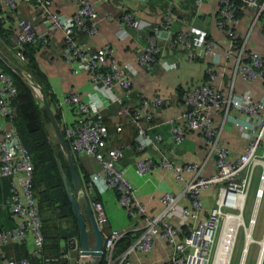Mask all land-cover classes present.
<instances>
[{
	"label": "built area",
	"instance_id": "1",
	"mask_svg": "<svg viewBox=\"0 0 264 264\" xmlns=\"http://www.w3.org/2000/svg\"><path fill=\"white\" fill-rule=\"evenodd\" d=\"M3 1L5 8L0 6V21L4 9L13 10L17 0ZM33 1L36 7L38 6V11L17 22V31L11 37V47L15 56L23 61L21 51L24 45L44 48L49 44L48 35L59 30L62 38L59 54L63 61L70 65V72L84 70L88 74L90 90L87 93L82 96L77 91L67 90L60 96L59 102L71 107L74 113L71 123H64L61 116L70 156L85 155L99 164L100 170L88 174L87 188L82 186V189L102 236L106 264H141L130 261L129 254L149 253L158 239L164 240L170 249L164 264H229L232 248L237 242L240 230L243 244L254 241L251 231L264 182V95L257 97L254 88L245 89L239 94L228 92L227 95H222L219 88L212 84L218 74L214 66L221 57L229 58L232 51L236 50L234 71L246 82L263 80L262 58L257 52L251 51L246 60L242 59L245 40L234 37L233 24L239 8L251 11L253 22L261 17L264 13V0H217L214 25L228 37L225 46H220L204 34L198 39L193 37V26L189 22H186L184 29L172 31L169 27L172 16H165L161 24L164 45L169 46V52L163 53L164 45H158L153 36H149L144 44L138 45L135 62L146 71H152L155 66L169 71L176 68L182 58L193 60L199 58L200 54L209 57L204 71L205 80L182 91L181 100L185 107L177 116L169 118L168 124L173 145H179L188 132L195 131L201 136L207 148V155L213 157L214 171L204 175L202 166L198 164L178 163L165 156H160L156 162L149 157L137 158L133 163L137 176H144L155 167L171 169L176 180L182 179L183 170L193 172L191 177L184 181L179 193L165 191L161 194L159 200L162 206L152 216L147 214L144 205L136 198L134 187L126 178L124 169L117 166L122 150L114 147L105 155L102 152L108 131L104 123L103 108L105 103H117L119 113L136 124L135 149L139 151L160 141L159 134L148 135L137 119L145 107L160 105L161 99L158 96L142 99L139 111L136 108L131 109L122 101V96L116 94L114 88L118 87L125 97L128 96L136 69L128 62L119 64L109 44L91 49L87 43L80 40L79 36L93 35L97 31V12L91 0H70L76 5V12L71 16L50 11V0ZM176 1L168 0V3L173 5ZM194 1L197 6L202 2ZM38 17L43 21L44 31H36L33 27L32 23ZM260 22L264 27V20ZM115 23L117 28L114 35L119 40L127 35L125 26L140 30L144 27V24L134 18L131 11L122 13ZM194 45L198 47L192 48ZM262 87L264 89V84ZM14 94L15 86L10 75L0 69V176H17V184H12L6 201L11 213L16 216L17 223L14 227L0 229V245L19 242L27 234H31L36 245L34 256H39L42 235L37 201L31 192L32 164L30 155L20 143L12 123L11 99ZM33 94L39 100L35 91ZM230 110L244 115V121L234 119ZM215 114H220L219 128L224 122L230 121L239 130L242 140L240 151L234 158L229 157L227 148L218 141L219 130L212 123ZM112 127L115 132L122 129L120 123H113ZM256 166L260 167V186L254 191L253 208L245 223L242 211ZM206 189L212 191V205L205 216L198 217L204 207L201 196ZM106 190H114L116 201L126 216L140 222L137 227L139 234L115 257H112L114 245L128 230H105L102 202L88 198L91 191L101 194ZM180 197L187 200V205L178 203ZM173 218L176 221H172ZM247 229L250 237L248 243L245 241ZM68 250L77 251L76 248ZM69 251L63 254L67 260L72 259ZM14 263L30 264L27 258L7 262Z\"/></svg>",
	"mask_w": 264,
	"mask_h": 264
},
{
	"label": "crops",
	"instance_id": "2",
	"mask_svg": "<svg viewBox=\"0 0 264 264\" xmlns=\"http://www.w3.org/2000/svg\"><path fill=\"white\" fill-rule=\"evenodd\" d=\"M91 1L94 3V8L97 12V31L93 35L79 36L80 40L87 43L91 49L109 44L113 56L119 64L128 62L136 69V74L132 78L128 96L125 97L118 87L114 88L116 94L122 96V101L131 109L136 108L137 110L140 108V101L142 99H148L152 96H158L161 99L160 105H149L145 107L137 119L140 126L146 130L148 135L159 134L160 141L139 151L135 149L136 124L130 118L119 113V105L116 103H105L103 108L104 121H109L112 124L120 123L122 129L120 132H115L111 127L108 129L107 142L102 152L105 155L110 148L114 147L122 150V156L118 160L117 166L124 169L126 178L134 187L136 198L144 205L147 214L152 216L162 206L159 200L161 194L165 191L172 194L179 193L184 181L188 180L193 172L183 170L181 172L182 179L176 180L171 169L155 167L144 176H137L133 170V163L137 158L149 157L156 162L160 156H165L169 160L178 163L198 164L202 166L201 171L204 175L214 171L213 157L207 155V148L201 136L195 131L188 132L179 145H173L168 124V119L177 116L185 107L181 100L182 91L190 89L205 80L204 71L205 66L209 62V57L206 54H200L199 58L193 60L182 58L177 67L169 71L163 70L161 66H155L152 71H146L135 62L136 49L138 45L144 44L149 36H153L158 45H164V33L161 29V24L164 22L165 16L173 17V20L169 23L172 31L184 29L186 22H189L193 26V32L191 34L197 39L204 34L220 46H225L228 43V37L217 30L214 25L217 0H202L199 6L196 5L194 0H177L173 2V5L168 3V0ZM0 6L5 8L3 0H0ZM37 9L38 6L36 7L33 0H17L13 10L8 11L4 9L2 21H0L2 27L0 30V52L10 60L13 58L18 62H22V60L15 56L14 50L11 47V37L17 31V22L20 19L32 16L34 13L36 14ZM48 9L55 13L71 16L76 12V5L70 0H50ZM125 11H131L134 18L144 24V27L140 30L135 27L125 26L127 35L122 40H119L114 35V30L117 28L115 20L120 18ZM240 12L239 15L237 14L235 16L233 24L234 37L245 40L241 53L243 60H246L247 54L251 51L257 52L262 58L263 80L256 79L253 82L244 81L241 75L234 71L237 52L233 50L229 58L221 57L218 64L214 66L218 74L212 84L219 88L222 95H227L228 92L239 94L245 89L254 88L257 91L256 96L259 97L260 95H264V89L262 87L264 84V27L260 22L264 13L253 22V13L251 11L243 9ZM32 24L36 31L45 30L43 21L39 17ZM48 36L49 44L46 47L35 48L29 54L43 75L46 90L57 101L60 120L62 116L64 123H71L74 119L73 110L71 107L59 102L60 96L67 90L77 91L82 96L87 93L90 90L88 74L84 70L76 73L70 72V65L64 62L59 54V49L62 45L59 30ZM194 47L198 46L194 45L192 48ZM195 49L197 50V48ZM163 51V53L169 52V46L165 44ZM21 53L23 55V61H26L28 51L24 55L23 48ZM230 114L234 119L241 122L244 121V115L239 112L230 110ZM219 115L215 114L212 117L213 125L219 130L218 141L227 148L229 157L234 158L240 151L239 148L242 140L239 130L230 121L224 122L222 127L219 128ZM78 160L81 167L79 170L81 172L89 174L100 170L99 164L91 157L80 155ZM259 171L260 167L256 166L250 183L253 191L247 219L253 208L254 191L260 186L258 179ZM16 182L17 176L15 175L0 176V229L14 227L17 223L16 216L11 213L9 207L6 205L11 186L12 184L16 185ZM98 195H100L104 207L106 219L104 227L106 230L111 228L137 230L140 222H136L134 219L126 216L116 201L114 190H106ZM212 195L210 189L202 192L201 197L204 207L198 217L206 215L212 205ZM78 201L80 205L83 204L81 196H79ZM178 203L185 206L187 205V200L180 197ZM246 208L247 198L242 215ZM255 209L256 220V216L260 217L261 213L264 212V182L262 184V193ZM171 220L176 221L174 218ZM64 225H67V222H64ZM262 228L260 236L257 235L254 237L253 241L258 243L259 246L255 264H258L259 259L261 260L260 243L264 236V223ZM58 243L61 247H67L65 239L59 238ZM242 245L240 261H242V257L244 258L245 255H248L244 244ZM35 250L36 245L33 236L27 234L19 242H8L0 245V264H7L8 260L16 262L20 258L32 257ZM69 254L72 257L69 260V264H79V255L73 250H70ZM169 254L170 249L168 244L164 240L158 239L155 241L149 253H132L129 254L128 259L141 264H164ZM88 263L90 264L91 261L89 260Z\"/></svg>",
	"mask_w": 264,
	"mask_h": 264
},
{
	"label": "trees",
	"instance_id": "3",
	"mask_svg": "<svg viewBox=\"0 0 264 264\" xmlns=\"http://www.w3.org/2000/svg\"><path fill=\"white\" fill-rule=\"evenodd\" d=\"M240 10L243 9L237 10L235 16H237V14L239 15ZM262 19L264 20V16ZM1 29L2 27L0 25V30ZM23 48L24 55H26L28 51V55H26L27 60L22 62H18L13 58L12 60L42 89L59 129L64 136V125L60 120L57 101L54 96L46 90L43 75L36 67L29 54L30 52L32 53L35 48L30 45H24ZM0 69L10 75L15 86V94L11 99L13 108L12 123L20 143L28 151L31 158V192L37 201L38 215L40 218L42 235L40 255L28 256L27 260L30 264H69V260L63 257V254L69 251L68 248L66 246L61 247L58 243V224L62 220L66 222L68 219L71 220L72 234L77 237V228L72 216V210L62 185L61 172H64L68 184L70 183V175L65 157L56 139L54 141L50 140L49 130H51V128L46 113L39 100L34 97L31 87L17 74L9 70L1 61ZM104 123L107 125L108 129L110 127L113 128L112 123L109 121H104ZM78 157L79 156H72L71 159L82 186L87 188L88 173L79 170L81 167ZM88 198L90 200L101 201L100 195L96 194L94 191L88 194ZM138 234L139 230L132 231L128 229L114 245L112 257L122 252ZM75 252L78 254L77 251ZM105 259L103 255L98 264H106ZM260 264H264V251Z\"/></svg>",
	"mask_w": 264,
	"mask_h": 264
},
{
	"label": "water",
	"instance_id": "4",
	"mask_svg": "<svg viewBox=\"0 0 264 264\" xmlns=\"http://www.w3.org/2000/svg\"><path fill=\"white\" fill-rule=\"evenodd\" d=\"M0 61L9 70H11L20 78H22L23 81L27 85H29L31 89L35 91V93L38 95L39 101L46 113L49 125L53 131L55 139L65 157V161L70 175V183L68 184L64 172H61L62 185L65 191L67 201L72 210V216L77 228V237L72 234V222L70 219L67 220V225H64V222H66L65 220L60 221V223L58 224V236L61 239H65L67 247L69 249H77L79 255V264H84L86 259H89L91 261L90 264H98L99 260L103 255L102 236L95 222L88 199L85 193L83 192L80 179L74 168L71 156L68 152L65 138L59 129V126L53 116V113L46 101L44 93L42 89L28 77V74L24 70L18 67L12 60H10L1 52ZM79 196H81L82 198V205H80L78 201ZM263 251L264 249H262V255ZM241 260L242 261H240V264H242L243 262V257L241 258Z\"/></svg>",
	"mask_w": 264,
	"mask_h": 264
},
{
	"label": "rangeland",
	"instance_id": "5",
	"mask_svg": "<svg viewBox=\"0 0 264 264\" xmlns=\"http://www.w3.org/2000/svg\"><path fill=\"white\" fill-rule=\"evenodd\" d=\"M49 137H50L51 141L55 140L54 135L52 133V130H49ZM252 191H253V188H252V186H250L249 191H248V195H247V208H246L244 214L242 215L243 216V220H244L245 223L247 221V216L249 214V206H250V201H251V198H252ZM103 209H104V207H103ZM232 211H235V210H232ZM263 223H264V212L261 213L260 217L256 216L255 224H254V227L252 229L253 232L251 233V236H252L253 240H254V237H256L257 235L260 236L261 229H263L262 228ZM104 229H105V227H104ZM263 240H264V236L261 239V243H262ZM242 244H243L242 243V235H241V230H240L239 234L237 235V242L234 243L233 248H232L229 264H239L240 257H241V249L243 247ZM258 249H259L258 243H255V242L251 241L249 243V245L247 246V249H246L248 255L244 256L242 264H255L256 260H257L256 256H257ZM88 262H89V260L86 259L84 264H89Z\"/></svg>",
	"mask_w": 264,
	"mask_h": 264
},
{
	"label": "bare ground",
	"instance_id": "6",
	"mask_svg": "<svg viewBox=\"0 0 264 264\" xmlns=\"http://www.w3.org/2000/svg\"><path fill=\"white\" fill-rule=\"evenodd\" d=\"M250 237H249V229H247L246 230V240L245 241H247L246 243H248L249 241H250V239H249ZM247 245L248 244H245L244 246H245V249H246V247H247ZM260 247H261V256H262V249H264V240H263V242L262 243H260ZM262 259V258H261ZM260 263V259H259V262H258V264ZM214 264H215V262H214Z\"/></svg>",
	"mask_w": 264,
	"mask_h": 264
}]
</instances>
